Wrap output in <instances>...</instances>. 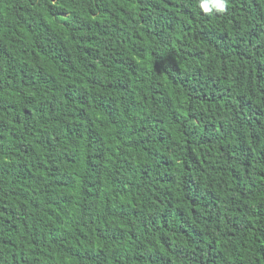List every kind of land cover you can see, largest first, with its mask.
I'll return each instance as SVG.
<instances>
[{
    "label": "trees",
    "instance_id": "16d2710c",
    "mask_svg": "<svg viewBox=\"0 0 264 264\" xmlns=\"http://www.w3.org/2000/svg\"><path fill=\"white\" fill-rule=\"evenodd\" d=\"M0 264H264V0H0Z\"/></svg>",
    "mask_w": 264,
    "mask_h": 264
},
{
    "label": "clouds",
    "instance_id": "9594fccd",
    "mask_svg": "<svg viewBox=\"0 0 264 264\" xmlns=\"http://www.w3.org/2000/svg\"><path fill=\"white\" fill-rule=\"evenodd\" d=\"M227 0H199V8L204 13H211L214 9L217 12H224Z\"/></svg>",
    "mask_w": 264,
    "mask_h": 264
}]
</instances>
